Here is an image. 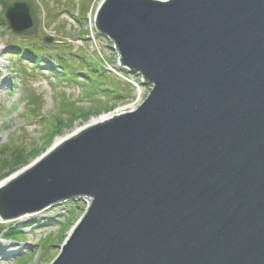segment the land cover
<instances>
[{
  "label": "water",
  "instance_id": "95a60500",
  "mask_svg": "<svg viewBox=\"0 0 264 264\" xmlns=\"http://www.w3.org/2000/svg\"><path fill=\"white\" fill-rule=\"evenodd\" d=\"M39 12L3 16L35 36ZM93 21L151 89L2 186L0 220L87 197L50 264H264V0H102Z\"/></svg>",
  "mask_w": 264,
  "mask_h": 264
},
{
  "label": "rangeland",
  "instance_id": "374dc122",
  "mask_svg": "<svg viewBox=\"0 0 264 264\" xmlns=\"http://www.w3.org/2000/svg\"><path fill=\"white\" fill-rule=\"evenodd\" d=\"M32 1L41 9L35 36L15 34L3 26L0 0V150L15 148L28 154L38 150L39 154L27 156L21 166L1 170L0 181L32 167L52 151L55 140L81 130L92 119L104 116L107 120L134 111L142 94L148 93L149 85L137 89L128 76L129 81L114 73L112 43L96 32L93 21L102 0ZM78 55L102 69L92 75L108 83L110 90L80 72ZM59 56L69 71H77L69 75L75 77L72 80L57 66ZM85 67L93 71L92 64ZM17 68L25 74L17 73ZM136 97L141 100L134 105ZM57 119L61 125L54 132ZM75 206L79 208L76 201L66 200L38 211L36 219L0 220V264H50L86 212L85 205L82 211ZM69 217L76 219L67 226Z\"/></svg>",
  "mask_w": 264,
  "mask_h": 264
},
{
  "label": "trees",
  "instance_id": "16d2710c",
  "mask_svg": "<svg viewBox=\"0 0 264 264\" xmlns=\"http://www.w3.org/2000/svg\"><path fill=\"white\" fill-rule=\"evenodd\" d=\"M2 1H3L2 2L3 3V8H5V6L7 5L8 2L7 1H4V0H2ZM1 23L3 25H5L4 19L1 20ZM26 48H28V47H26ZM78 56H79L78 58L80 60L78 62V64H79V66L83 67V70L80 71V72H84L86 78H90V80L92 79V80H95L98 83H101L102 80H98L96 76L92 75V72L97 71L96 73L100 74V72H101L102 69L98 65L91 63L88 60L87 57L80 56V55H78ZM56 64L59 67V69L62 72H64V74H68V75H65V76L66 77H69L72 80V77L73 76H69V75H72V74H74L77 71H75L73 73L71 71H69L68 68H67V66H66V64H65V62H64V60H63V58H62V56H59L58 57ZM85 64H87L89 67H90V64H92L93 65V71H88V69H86V67H85ZM18 73L20 75H22V74H25V71L23 69H19L18 70ZM73 78H75V77H73ZM88 82H89V80H88ZM102 87L105 90L106 89H109V90L111 89L110 88V85L108 83L104 82V81L102 82ZM112 93H114V92H112ZM81 115H82V113H81ZM55 123L56 124L54 125V132H55V130H57V128L60 127L61 121L59 119H57V121H55ZM38 154H39V151L38 150L31 151V153L28 154V153H25V151H22V150H18V149H15V148L12 150L11 148L5 147L3 150H0V171L3 170L4 168H7V167L8 168H14V167L16 168V167H18V165L21 166L22 164L26 163V160L28 159L27 156H30L31 155L32 157L33 156L35 157ZM75 219L76 218H74V217H71V218L69 217L67 219V221H66V222H68L67 226H69L70 224H72ZM11 236L14 237L15 235L11 234ZM57 253L49 260L48 263H50L55 258V256L57 255Z\"/></svg>",
  "mask_w": 264,
  "mask_h": 264
},
{
  "label": "bare ground",
  "instance_id": "6f19581e",
  "mask_svg": "<svg viewBox=\"0 0 264 264\" xmlns=\"http://www.w3.org/2000/svg\"><path fill=\"white\" fill-rule=\"evenodd\" d=\"M162 1H167V0H162ZM115 94V93H113ZM105 120V117L104 116H101V117H98V118H95V119H92L91 121H89L84 127H88V126H91V125H94L96 123H101L102 121ZM80 131V129H77L75 131H73L71 134L65 136L64 138H58L57 140H55V142L53 143V146L51 147L50 150H53L55 149L57 146H59L62 142L68 140L70 137L74 136L75 134H77L78 132ZM17 174V173H16ZM12 175V176H9L8 178L6 179H3L2 181H0V188L2 186H4L7 182L11 181L13 178H15L17 175ZM50 209V207H49ZM40 213H33V214H29V215H24V216H21L19 217V220H23L25 218H32V219H36V217L40 216L39 215Z\"/></svg>",
  "mask_w": 264,
  "mask_h": 264
},
{
  "label": "built area",
  "instance_id": "2783aa9c",
  "mask_svg": "<svg viewBox=\"0 0 264 264\" xmlns=\"http://www.w3.org/2000/svg\"><path fill=\"white\" fill-rule=\"evenodd\" d=\"M139 101H140V98H137V99L134 100V102H133L132 104L136 105ZM140 103H141V102H140ZM140 103H139V104H140ZM132 104H131V105H132ZM134 105H133V106H134ZM133 106H132V107H133ZM137 107H138V106H137ZM90 202H91V199H90V198L82 197V203L86 206V208L89 206Z\"/></svg>",
  "mask_w": 264,
  "mask_h": 264
}]
</instances>
